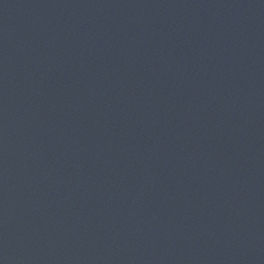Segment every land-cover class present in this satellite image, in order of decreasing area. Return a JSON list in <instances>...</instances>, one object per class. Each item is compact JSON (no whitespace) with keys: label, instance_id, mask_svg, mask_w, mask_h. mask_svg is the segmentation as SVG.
I'll return each instance as SVG.
<instances>
[{"label":"water","instance_id":"95a60500","mask_svg":"<svg viewBox=\"0 0 264 264\" xmlns=\"http://www.w3.org/2000/svg\"><path fill=\"white\" fill-rule=\"evenodd\" d=\"M0 264H264V0H0Z\"/></svg>","mask_w":264,"mask_h":264}]
</instances>
